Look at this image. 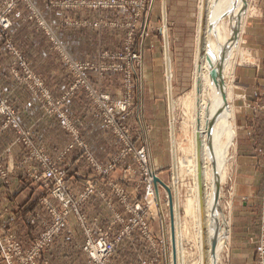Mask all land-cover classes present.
<instances>
[{
    "label": "rangeland",
    "instance_id": "rangeland-1",
    "mask_svg": "<svg viewBox=\"0 0 264 264\" xmlns=\"http://www.w3.org/2000/svg\"><path fill=\"white\" fill-rule=\"evenodd\" d=\"M257 1H247L250 10L244 15L238 51L246 56L234 53L233 98L240 95L235 89L236 69L255 65L249 53L255 43L246 42L245 36L249 22L258 14ZM208 5L209 0H0V187L11 183L9 175L21 178L16 165L10 169L7 164L13 150L15 161L23 148L22 163L31 166L29 177L39 188L35 201L18 218L16 210L10 212L0 202V264H49L44 257L69 228L70 218L83 235V264H176L177 259L180 264L201 263L205 224L195 202L201 199L199 177L191 167L192 161L196 168L202 162V146L190 149L193 130L182 101L197 88L199 94L203 91L198 50ZM20 88L37 102L43 116L54 118L67 133L65 139L57 136V145L69 138L67 150L77 153L79 190L68 183L74 173L70 176L67 156L48 154L47 127L43 125L32 137L21 126L25 117L14 99L19 95L13 91ZM30 96L23 94L22 100L29 102ZM241 97L246 109L264 112V105H252ZM78 103L95 122L86 137L72 120L80 121L75 111ZM196 104L193 115L197 120L200 106ZM5 108L14 113L16 128L8 124ZM57 109L71 131L55 118ZM142 149L145 163L136 156ZM42 158L64 173L62 192L73 199L83 217L80 220L69 208L64 226L49 242L45 235L62 217L64 206L56 196V184L42 178ZM227 159L220 208L229 219L230 234L218 264H230L232 223L242 207L234 199L241 171L235 144ZM177 172L179 185L174 182ZM150 173L169 188L171 206L174 199L179 201V258L171 241L168 194L157 184V195L152 182L155 196L151 195ZM250 177L262 180L253 186L259 201L249 208L259 226L251 238V256L253 263L264 264V167L260 175L250 173ZM186 203L193 208L186 209ZM96 206L107 218L94 215ZM88 241L90 248H86ZM99 241L105 244L102 260Z\"/></svg>",
    "mask_w": 264,
    "mask_h": 264
},
{
    "label": "crops",
    "instance_id": "crops-1",
    "mask_svg": "<svg viewBox=\"0 0 264 264\" xmlns=\"http://www.w3.org/2000/svg\"><path fill=\"white\" fill-rule=\"evenodd\" d=\"M256 8L258 9V14L254 20L249 22L248 30L246 31L247 35L245 36L246 42L248 39L252 43H255L252 44L253 47L249 48L251 57L255 58V65L240 66L235 71V83L237 85L235 89L239 91L238 93H240V95L234 97L232 101L234 126L236 130V140L234 139V144L238 154L241 171L236 178L234 199L238 200L242 207L241 211L237 212L235 216V222L232 223V234L230 238L233 251L230 264H255L251 256L253 249L251 238L257 235L259 227L258 220H252V210H249V208L252 203H257L259 201L253 186L260 184L262 180H259L260 177L258 179L259 181L254 178L252 179L250 173L251 175H260L264 167V112L246 109L243 106L244 98L241 97L242 95L245 96L246 101L252 105H264V0H258ZM251 42L249 43L250 46ZM13 91H17V96L19 95V97H16L15 94L14 97L13 94V97L15 101L21 105L19 107L22 115L25 117L23 120H25L26 123L21 119V121H23L21 126L25 129H29L32 137L39 133L41 127H47L45 128L49 130L48 154L52 157H56L60 153L67 156L68 160L66 159V162H70L68 165H71L70 176L74 173V176L68 180V183L73 190H79L81 188V183L77 175L78 171L76 170V166L79 162L74 161L77 153L75 150H67V146L70 144L69 138L66 141H62L61 145H57V136L65 139V134L67 133L59 127L54 118L41 114L37 102H33L32 96H30L26 90L20 88L19 90L13 89ZM23 94H26L28 97L30 96V100L28 99L29 102L22 100ZM71 99L73 100V98ZM74 101L79 100L74 99ZM77 106L75 111L79 113L78 117L80 121H76L77 117H73L72 120L76 126L80 128L81 134L86 137L92 134L91 129L95 122L89 120L87 114H84V107H82L81 103H78ZM72 116L73 114L71 112L69 117L72 118ZM15 149L13 150V154L9 157L7 165L10 169L16 165V169H19L21 173V178L14 179L10 175L8 176V183L10 181L11 183L8 184L5 189L0 187V202L3 204L2 207L7 208L10 212L12 209L16 210L18 213H16L15 216L18 218L22 215L21 212L27 205L35 201L39 188L29 177L28 168L30 165L22 163V159L25 158L24 149L22 148L23 152H20L19 156L16 155L14 161ZM97 203V201H94V204ZM100 212L101 211L97 207L96 211H94V215H99L100 218H107V215ZM89 214L91 215V213ZM10 216L13 217L12 214H10ZM69 221V228L54 242L51 249L47 251L44 257L49 264H83V261H85V257L81 252L83 235L74 218H70ZM20 224V222L17 223V225ZM13 230L15 231L14 228Z\"/></svg>",
    "mask_w": 264,
    "mask_h": 264
},
{
    "label": "bare ground",
    "instance_id": "bare-ground-1",
    "mask_svg": "<svg viewBox=\"0 0 264 264\" xmlns=\"http://www.w3.org/2000/svg\"><path fill=\"white\" fill-rule=\"evenodd\" d=\"M247 1L209 0L198 50V66L201 72L199 82L203 91L199 94L197 88L186 98L184 96L182 101L187 122L193 130L190 149L192 150L196 144L202 146V151L199 152L203 157L202 162L196 168L192 161L191 167L193 175L199 177L198 189L201 191V199L195 200L197 203L195 204L201 207V217L205 224V227L201 228L202 247L200 244L199 246L202 249V259L199 264H218L219 253L226 249L229 243V219L222 214L220 208L221 185L226 182L225 165L235 139L234 111L231 105L233 71L236 64L234 53L241 57L246 56L244 51L238 50L244 29V15L249 8ZM196 103L200 106L197 120L193 115ZM152 176L155 175L151 173V180L154 179ZM179 180L180 173L177 172L174 177L176 185ZM169 203L168 198V205ZM190 205L186 203V209L191 210L193 207ZM171 207L174 218L170 226V232L174 229L171 241L172 245L174 244V252L179 258L180 234L177 220L180 205L177 198L174 199ZM176 264H180V260L177 259Z\"/></svg>",
    "mask_w": 264,
    "mask_h": 264
},
{
    "label": "built area",
    "instance_id": "built-area-1",
    "mask_svg": "<svg viewBox=\"0 0 264 264\" xmlns=\"http://www.w3.org/2000/svg\"><path fill=\"white\" fill-rule=\"evenodd\" d=\"M55 105H60L61 102H55ZM109 112H111V110H109ZM3 113L7 116L8 118V124H11L14 128L17 127V123H16V118L14 116V113L12 111H10L8 108H5L3 110ZM54 116L55 118L58 120L59 124L62 126V128H64L65 130H69L71 131V127H70V123L68 122L67 118L65 117V115L63 114V112L60 109L54 110ZM109 125H112V122L108 120ZM137 158L140 159L143 163H145V153L144 150H140L137 153ZM43 162V167H44V172L42 174V178L47 181V182H51V183H55L57 186V191H56V196L59 198L60 202L63 203L64 206V211H63V215L61 218L56 220V225L45 235V242H49L51 240V238L53 237V235L58 232L64 225V220L68 214V209L72 208L73 211L75 212V214L78 216V218L80 220L83 219V217L79 214L78 209L76 208V204L73 203V199L69 198L67 196H64L63 192H62V186H63V177H64V173L60 172L58 170H56L55 166L49 162L48 159L46 158H42L41 159ZM152 175H154L152 173ZM154 177V176H152ZM153 182V178L151 180V173H150V181H148V191L151 193V195L154 196V190H153V186L150 184ZM100 247V251L98 252V258L100 260L104 259V254L103 252H105V250L103 251V245H105L104 243H101V241H99V243L97 244ZM92 245H90V242L88 241L87 243V247L86 248H90Z\"/></svg>",
    "mask_w": 264,
    "mask_h": 264
},
{
    "label": "water",
    "instance_id": "water-1",
    "mask_svg": "<svg viewBox=\"0 0 264 264\" xmlns=\"http://www.w3.org/2000/svg\"><path fill=\"white\" fill-rule=\"evenodd\" d=\"M153 183H154V186H155V192L156 194L158 195V189H157V184L161 185L165 191L167 192L168 194V198H169V202H170V216H171V224H172V208H171V195H170V190L168 189V187L162 183L158 178L154 177L153 179ZM171 237L173 238V230H171Z\"/></svg>",
    "mask_w": 264,
    "mask_h": 264
}]
</instances>
